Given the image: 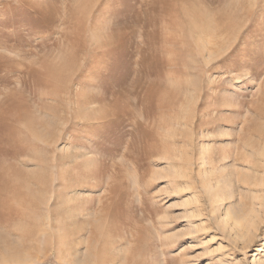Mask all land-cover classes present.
<instances>
[{
  "label": "rangeland",
  "instance_id": "rangeland-1",
  "mask_svg": "<svg viewBox=\"0 0 264 264\" xmlns=\"http://www.w3.org/2000/svg\"><path fill=\"white\" fill-rule=\"evenodd\" d=\"M0 264H264V0H0Z\"/></svg>",
  "mask_w": 264,
  "mask_h": 264
},
{
  "label": "bare ground",
  "instance_id": "bare-ground-1",
  "mask_svg": "<svg viewBox=\"0 0 264 264\" xmlns=\"http://www.w3.org/2000/svg\"><path fill=\"white\" fill-rule=\"evenodd\" d=\"M201 48V47H200ZM217 59V58H216ZM231 213V212H230ZM233 216V215H232ZM224 220V219H223ZM248 225V224H247ZM2 261V260H1Z\"/></svg>",
  "mask_w": 264,
  "mask_h": 264
}]
</instances>
